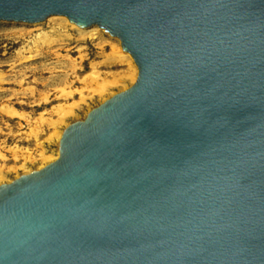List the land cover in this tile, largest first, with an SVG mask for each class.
<instances>
[{
  "label": "water",
  "instance_id": "water-1",
  "mask_svg": "<svg viewBox=\"0 0 264 264\" xmlns=\"http://www.w3.org/2000/svg\"><path fill=\"white\" fill-rule=\"evenodd\" d=\"M120 40L138 78L0 185V264H264V0H0Z\"/></svg>",
  "mask_w": 264,
  "mask_h": 264
},
{
  "label": "rangeland",
  "instance_id": "rangeland-1",
  "mask_svg": "<svg viewBox=\"0 0 264 264\" xmlns=\"http://www.w3.org/2000/svg\"><path fill=\"white\" fill-rule=\"evenodd\" d=\"M54 23V20L38 24L0 21V108H13L24 115L23 118H10L0 110V151L7 158L5 162L0 160V168L4 172L10 170L6 184L26 175L18 170L26 159L31 160L27 161L31 172L37 170L42 152L39 143L44 142L48 154L57 152L58 145L46 142L53 130L41 121V114H44L42 118L56 119L54 106H66L84 99L87 104L67 120L65 127L83 121L105 102L94 95L92 88L81 83L84 76L94 68L102 79L112 80L124 75L127 69L119 62L108 61L107 55L112 48L107 43L108 35H103L100 40H82L70 30L71 40L57 37L52 44H45L46 35L52 28H57ZM62 87L69 91L80 89L82 96L75 94L69 100L57 98ZM125 90L113 89V95ZM46 97L49 101L44 103ZM34 132L38 134L37 140ZM11 147L22 150L17 159L10 151Z\"/></svg>",
  "mask_w": 264,
  "mask_h": 264
},
{
  "label": "bare ground",
  "instance_id": "bare-ground-1",
  "mask_svg": "<svg viewBox=\"0 0 264 264\" xmlns=\"http://www.w3.org/2000/svg\"><path fill=\"white\" fill-rule=\"evenodd\" d=\"M50 20H54L57 26V28H52L51 31L46 35V39H44L45 44H52V42L57 39V37L62 38L67 40H71L72 36L68 32L70 30L75 31L77 35L80 37L82 40H100L103 35H108L107 38L109 40L107 41L108 44L111 45V52L107 55L108 61H116L119 62L120 65L127 66V69L125 71L124 75L112 78V80H104L101 78L100 74L98 71H96L93 68V71L90 73L86 74L84 78L82 79V84L86 88H92V92L94 95L98 96L100 100L106 101L108 97L114 96L113 94V89L118 88L119 90H125L128 89L129 86H132L135 81L138 78V67L135 64L132 56L124 51L122 48L120 40L117 38H113L110 34H108L105 30L102 31L101 28L98 26H92L88 27L85 29L79 28L76 24L70 22L66 17L63 16H51L47 19V22ZM38 24V23H37ZM100 42V41H99ZM60 95L57 98H61L62 100H69L72 99L75 94L81 95L82 96V90L80 89H75L74 91H69L67 88H61L59 89ZM49 100L46 97L44 100V103H47ZM87 101L82 100L81 102H73V103H68V105H56L52 108L53 113L57 117L56 119L51 120L50 118L45 119L42 118L44 114H41V121L47 123L49 129H52L53 131L49 134V136L46 139V142L51 144H56L58 145V150H56V153L48 154V151L44 148V142L39 143L40 148L42 149L41 152V163L36 166L37 170H41L45 168L48 164L55 162L60 155L59 152V147H60V142L62 139V135L67 125V120L69 118H72L73 116L76 115V111L82 109V105H86ZM3 114L7 115L10 118H23V114L16 109L13 108H8V107H2L0 108ZM66 128V127H65ZM36 132L33 133L35 136V139L37 140L38 134L35 135ZM10 151L14 154L15 159H17V154L18 152L22 151L20 148L16 147H11ZM28 158H31V156H28ZM0 160L1 161H6L7 158L3 152L0 151ZM31 161L30 159H26L25 162H22L21 165L18 167V170L22 171V174H29L32 173L31 169L27 165V163ZM36 170V171H37ZM10 173V170L8 171ZM8 172H4L3 168H0V184H6L9 179H8ZM16 172V171H15ZM17 175V174H16ZM15 175V176H16ZM18 176V175H17Z\"/></svg>",
  "mask_w": 264,
  "mask_h": 264
}]
</instances>
